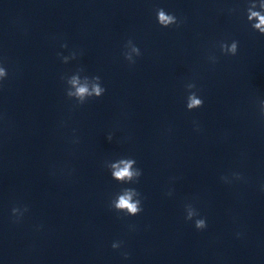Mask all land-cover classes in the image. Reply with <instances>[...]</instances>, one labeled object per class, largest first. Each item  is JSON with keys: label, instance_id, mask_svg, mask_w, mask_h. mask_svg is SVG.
Segmentation results:
<instances>
[{"label": "clouds", "instance_id": "9594fccd", "mask_svg": "<svg viewBox=\"0 0 264 264\" xmlns=\"http://www.w3.org/2000/svg\"><path fill=\"white\" fill-rule=\"evenodd\" d=\"M252 7H255V8L259 7L260 10L251 12L250 16L247 15V19L249 23H251V26L255 31L264 35V15H261V12H264V0H260L259 5H257L255 2L251 3L247 11H250ZM253 17H258L259 23H252ZM157 21L162 27H165V28L177 23L176 17L174 15L166 13L165 10L162 8L157 10ZM130 46H131V51L136 53V55L138 56L140 54L139 48L134 46L131 41L128 42L127 47H130ZM220 47H221L222 52H225L231 55H235L238 50V44L236 41H233L230 45L221 44ZM62 59H63V62L66 63L68 57H63ZM125 59L129 60L130 62H134L133 57L128 52L125 53ZM6 76H7V72L5 68L0 67V80L5 78ZM93 79L97 81V83L93 84L92 87L89 88L87 84H80L77 78L75 77L72 78L70 83L75 88V92L67 91L66 93L67 96L69 98H72L73 96H75L79 104H83L87 99L91 97H96V98L101 97L106 90L105 88L101 86L99 76H95L93 77ZM187 87L189 89H192L195 87V85L189 84L187 85ZM187 100L189 101L187 103L188 110L199 108L203 104L202 99L196 98L195 92H192L188 96ZM260 108H261V116L264 117V101H261ZM108 139L111 140V136H109ZM133 164H136V161L134 159L121 158L117 160L116 162L108 163L107 167L109 168L111 172V176L114 180L120 183H129V182H133L137 180L141 175V172L139 169L132 168ZM134 195L140 196V194L135 189L125 188L122 190L121 194L118 195V198L116 200L111 201L110 206L114 208L117 212H123L129 216H136L138 213L142 211V208H141L140 199L133 200ZM12 211L14 215L20 212L18 208H13ZM186 213H187L186 215L187 220H193V218L198 215L196 210L191 205L186 206ZM195 227L197 229H204L206 227V221L204 219H196ZM112 247L114 249L119 248L120 244L118 242H114L112 244ZM125 257H127L126 253H125Z\"/></svg>", "mask_w": 264, "mask_h": 264}]
</instances>
